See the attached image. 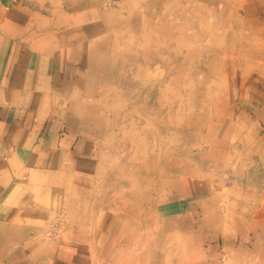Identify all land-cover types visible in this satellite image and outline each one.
Masks as SVG:
<instances>
[{
  "label": "rangeland",
  "instance_id": "374dc122",
  "mask_svg": "<svg viewBox=\"0 0 264 264\" xmlns=\"http://www.w3.org/2000/svg\"><path fill=\"white\" fill-rule=\"evenodd\" d=\"M0 16V86L37 96L22 173L40 171L0 212V264H264V0Z\"/></svg>",
  "mask_w": 264,
  "mask_h": 264
},
{
  "label": "crops",
  "instance_id": "0c3cea01",
  "mask_svg": "<svg viewBox=\"0 0 264 264\" xmlns=\"http://www.w3.org/2000/svg\"><path fill=\"white\" fill-rule=\"evenodd\" d=\"M0 18L2 17L0 16ZM12 61H16V56L9 58L8 64H11ZM5 65L6 64L3 63V66ZM2 81H5L4 76L3 80L0 77V83H2ZM17 83L22 84L20 82ZM20 91L16 90V88L10 90L0 86V212H2L8 204L13 206L21 205L24 201L21 199V195L24 192L23 185L27 183L30 176L34 177V173L36 177L40 175V171L36 169H31L30 172H26L25 174L22 173L23 163L29 161V157H32L31 150L34 149L31 147L33 145L30 146L29 144L32 138L31 134H33L32 131L38 130L39 128L32 126V123L28 128L25 127L27 123L25 122V115L30 114V102L37 97L36 93L31 92L28 94L24 93L22 90ZM24 99L26 100L25 108L23 107ZM44 174H48L50 177L49 179H54L50 171ZM45 185L48 186L50 184H42V186ZM47 189L50 188L42 189V195L45 194V190ZM32 192H34V190H32ZM49 192L47 191V195L53 197L54 192ZM35 193L41 194L38 191ZM18 207L19 206H17L16 209ZM32 207L33 206H29L30 209H32ZM22 209H24V207H22ZM5 212L6 210L4 213ZM2 220L3 222H7L6 219L0 218V224Z\"/></svg>",
  "mask_w": 264,
  "mask_h": 264
}]
</instances>
